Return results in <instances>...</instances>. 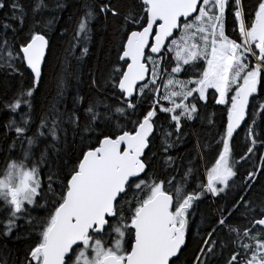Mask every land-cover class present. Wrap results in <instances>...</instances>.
<instances>
[{"label": "snow or ice", "instance_id": "obj_1", "mask_svg": "<svg viewBox=\"0 0 264 264\" xmlns=\"http://www.w3.org/2000/svg\"><path fill=\"white\" fill-rule=\"evenodd\" d=\"M66 8L36 0L29 17L18 0H0V69L21 79L0 103L4 135L13 134L0 168V264L17 242L27 251L12 264H182L199 202L216 198L225 203L197 227L191 264H264V186L251 194L264 175V0H97L67 51L87 55L90 26L102 20L115 60L99 77L89 72V94L77 92L71 107L58 77L56 103L36 120L49 33ZM217 113L220 147L201 178L197 161L212 140L193 131L195 156L173 153ZM242 125L248 144L234 160ZM252 156L259 165L241 172Z\"/></svg>", "mask_w": 264, "mask_h": 264}, {"label": "trees", "instance_id": "obj_2", "mask_svg": "<svg viewBox=\"0 0 264 264\" xmlns=\"http://www.w3.org/2000/svg\"><path fill=\"white\" fill-rule=\"evenodd\" d=\"M19 4L24 8L28 16L31 17V9L34 6L36 0H18ZM67 5V8L59 14V19L55 28L49 33L52 36L53 54L48 57L50 63L45 66L44 74L41 80V84L36 94L35 101V115L34 119L38 120L41 115L48 111L49 104L56 103L57 98V86L58 77L63 76L65 79V99L69 107L72 104L73 96L79 92L87 97L89 89L87 86L88 74L90 71L95 72L97 77L101 73L106 72L112 61L115 60V46L117 44L116 39L113 36V29L111 26H105L102 20L93 21L91 28V39L87 42L88 54L80 57V48H76L74 53L67 51L72 42V37L77 25V22L82 18L84 12L88 6H95L97 0H63ZM45 3L51 8L55 4V0H45ZM256 3V0H245V4L251 8ZM6 10H0V22L4 21V14ZM45 16L49 15L48 12L44 13ZM13 24L16 22L13 21ZM111 24V22H110ZM233 18L228 15L226 22V34L231 37L235 36L233 33ZM64 35L61 36L60 33ZM24 33L20 34L17 39H22ZM9 38L12 37L11 31L8 32ZM67 56V60L65 57ZM21 79L16 76L8 74L7 69H0V103L13 96L20 87ZM24 86H27L28 80L25 77L23 80ZM264 96V93L261 94ZM218 107V106H216ZM215 111V107L208 109V114L211 115ZM8 114L4 111H0V168L3 167L4 160L7 153L3 151L8 141L12 138L13 134H9L5 137L3 132V124L7 121ZM218 123L215 126L205 123L203 126L197 125L195 130L188 129V140L180 148L175 150L174 155L186 158L189 153H192L193 157L195 153L192 151L196 145V138L191 135L193 131L199 132L201 137L206 138L203 142L207 143L212 140V137L216 135V132L220 128L219 114L214 117ZM259 122V121H258ZM216 139H219L216 136ZM248 141L246 139V132L241 126V129L234 134L232 148L234 160H238L242 154L245 153ZM79 142L76 145V150H79ZM159 147V141H157V148ZM219 145L212 140V147L208 148L204 154L203 159L197 161L199 167L200 177L203 178L205 174V166L211 167L214 163L216 156L218 155ZM261 151H264L262 149ZM17 152L19 153V146H17ZM258 156V154H257ZM257 156H252L249 161L242 162L241 165H237L241 172L245 170H251L253 165L258 166L259 160ZM69 160L75 159L73 153L68 157ZM187 159L184 163L187 164ZM179 163V161H178ZM158 167V165H155ZM257 186L255 191L251 193L254 197L261 191V186H264V175L257 178ZM194 187V185H192ZM223 195V194H222ZM231 195L226 197V200H231ZM225 200L216 198L214 203L212 200H204L199 202L196 209V215L191 221V231L188 236V249L182 257V264H191V258L197 248L196 241L199 240V236L196 235L197 227L203 230L207 221L218 215V204H224ZM7 251L11 253L10 264L12 261L22 260L24 253L27 251V246L23 242L10 243ZM0 255H4L0 251Z\"/></svg>", "mask_w": 264, "mask_h": 264}, {"label": "water", "instance_id": "obj_3", "mask_svg": "<svg viewBox=\"0 0 264 264\" xmlns=\"http://www.w3.org/2000/svg\"><path fill=\"white\" fill-rule=\"evenodd\" d=\"M238 130H239V129H238ZM238 130H237V131H238Z\"/></svg>", "mask_w": 264, "mask_h": 264}]
</instances>
